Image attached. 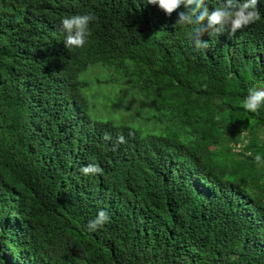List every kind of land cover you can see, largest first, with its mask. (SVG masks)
I'll list each match as a JSON object with an SVG mask.
<instances>
[{
    "label": "trees",
    "instance_id": "obj_1",
    "mask_svg": "<svg viewBox=\"0 0 264 264\" xmlns=\"http://www.w3.org/2000/svg\"><path fill=\"white\" fill-rule=\"evenodd\" d=\"M58 1L53 16L96 19L74 60L62 54L46 75L33 61L48 36L34 60L23 45L32 0H0V264H264V166L253 159L264 108L241 106L264 88V0L260 21L205 33L206 48L177 22L182 6L169 16L146 0ZM99 105L139 111L145 127L108 117L133 139L152 126L160 143L130 164L133 149L91 129L52 131L61 113L84 119ZM88 164L103 173L82 174ZM100 210L109 220L89 232Z\"/></svg>",
    "mask_w": 264,
    "mask_h": 264
},
{
    "label": "clouds",
    "instance_id": "obj_2",
    "mask_svg": "<svg viewBox=\"0 0 264 264\" xmlns=\"http://www.w3.org/2000/svg\"><path fill=\"white\" fill-rule=\"evenodd\" d=\"M209 0H146V4H151L155 8H160L166 15H171L177 11L181 6L184 11L178 13L177 22L182 25L196 27L193 28V35L195 36V47L206 48L208 46L206 41L201 37L207 33L208 35L222 34L227 28L229 34L234 35L238 30L254 24L261 20L260 12L257 9L258 0H223L220 7L209 10L206 3ZM58 0H32L34 4L32 14L29 17L28 25L34 27L33 32L29 37L23 40V45L27 47L26 52L30 58L34 60L37 56V48L35 42L39 33L47 35V48L44 51V56L41 60L33 61L39 70H45L46 75L58 72L52 65L58 66L62 61L61 55L64 54V59L69 62L74 60L72 53L73 48H82L88 42V37L91 36L90 22L96 19L91 13L75 12L73 15L70 12L62 13L57 16L51 15V8ZM209 4V3H208ZM174 100H180L181 95L171 87ZM53 97V93L50 94ZM94 103V102H93ZM70 105V104H69ZM67 106V108L69 107ZM110 106L113 107L112 104ZM246 111L259 114L260 110L264 108V88H251L248 94L243 98L242 105ZM66 108V109H67ZM132 108V107H131ZM128 106L121 105V109L108 112L104 106L96 107V113L90 117L79 120L74 119L73 108L66 114L61 113L55 120V126L52 131H57L59 134L65 132L76 133L79 129L94 131L100 134L101 141L113 148L116 144L121 143L126 146L128 150L133 149L130 155V164H137L141 160L138 157L140 151L145 147V144L150 146L153 143H160V130L156 129L153 132L152 126L140 132L138 138H131L124 128L120 130V124L114 119L108 117L110 114L115 115L117 121L119 116L125 125L134 124L136 126H147V121L141 117L139 111L131 109ZM66 111V110H65ZM101 114L105 118L100 117ZM98 117L95 118L94 116ZM113 117V116H112ZM113 117V118H115ZM156 119L157 114H156ZM147 119V117L145 118ZM112 121V124L102 129L100 121ZM153 121V120H152ZM144 126V127H145ZM249 155H252L249 153ZM127 157L124 158L127 164ZM254 162L257 166H264V156L255 154ZM84 175L102 174L103 169L96 164H88L80 169ZM109 220L108 214L104 210L98 211L96 217L90 220L87 224V230L94 232L103 227Z\"/></svg>",
    "mask_w": 264,
    "mask_h": 264
},
{
    "label": "rangeland",
    "instance_id": "obj_3",
    "mask_svg": "<svg viewBox=\"0 0 264 264\" xmlns=\"http://www.w3.org/2000/svg\"><path fill=\"white\" fill-rule=\"evenodd\" d=\"M100 117H103V118H105V115H104V114H101V115H100Z\"/></svg>",
    "mask_w": 264,
    "mask_h": 264
}]
</instances>
